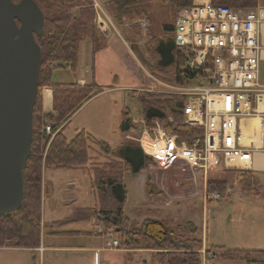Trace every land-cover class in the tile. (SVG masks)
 I'll list each match as a JSON object with an SVG mask.
<instances>
[{"label": "trees", "instance_id": "trees-1", "mask_svg": "<svg viewBox=\"0 0 264 264\" xmlns=\"http://www.w3.org/2000/svg\"><path fill=\"white\" fill-rule=\"evenodd\" d=\"M20 1L12 0L13 3ZM33 1L43 13L44 25L42 35L36 37L42 52V64L32 114L31 154L23 170V204L15 213L0 217V247L27 249L39 247L43 167L53 170L90 169L91 191L97 197L96 207L77 208L67 217L52 223L53 227L98 219L104 229L103 233H111L116 229L125 231L123 233L125 239L119 242V247L154 250L159 258V264H202L203 249L209 259L264 264V250L205 246L202 240L194 236L196 229L192 228L190 223L177 225L174 228L158 221L146 220L140 229L128 228L130 222L123 212L126 188L122 177L125 172L133 175L144 172L149 159L137 144L121 142L114 151L105 148L106 160L101 162L95 159L93 147L101 148L106 145L86 130H75L74 136L67 139L64 131L70 117L82 104L102 91V88L94 81L79 86L74 83L53 82L51 78L55 68L75 72L78 45L82 41H91L93 51L105 46L95 25L93 2L92 0ZM157 1L169 5L178 12L180 8L189 6L192 0H107L104 7L108 16L117 25H122L124 20L134 23L129 24L125 41L136 43L141 36L139 25L135 21L145 19L150 22L149 9L151 4ZM212 2L214 5L244 10L258 6L259 0H212ZM74 11L78 14L74 15ZM163 31L164 37L155 38L151 33L147 35L144 47L147 52L151 51L155 60L153 64L146 62L145 64L152 73L173 68L172 83L185 84L193 74L183 71L186 60L175 48L174 25H164ZM43 88H48L52 92L54 115L42 113ZM137 99L146 127L154 128L156 123H160L167 133L175 134L180 141H192L202 136V128L184 125L177 96L145 91L137 94ZM121 115L120 132L125 134L134 131L133 118L128 108L124 107ZM45 123H49L52 131L55 132L47 149L44 146L49 137L43 132ZM218 184L223 185V183ZM218 184L208 181L206 193L217 192L220 188ZM145 187L149 190V179L146 180ZM238 187L248 194H259L262 191L259 179L251 172H239Z\"/></svg>", "mask_w": 264, "mask_h": 264}, {"label": "rangeland", "instance_id": "rangeland-1", "mask_svg": "<svg viewBox=\"0 0 264 264\" xmlns=\"http://www.w3.org/2000/svg\"><path fill=\"white\" fill-rule=\"evenodd\" d=\"M99 2L103 4V9L106 12L105 1L99 0ZM73 14L77 15L78 13L74 11ZM175 14H177L176 9L171 8L169 5L158 1L153 2L149 9L150 22L145 19L135 21L139 25L141 38L136 40V43L126 41L132 50V52L129 51L131 55H129V58L134 59L133 66H135V71L131 73L135 79H127L128 77H125V65L129 67L130 64L127 53L119 58L118 65L115 66L116 73L119 76V85L132 88L150 87L153 89H141L139 91L130 89L117 93L119 95L118 98L116 95H107V97L104 96L94 102H85L74 114V119L66 130L67 139H71L74 136L76 127L85 125L89 131L93 132L95 138H97L96 135L103 136L108 139L107 144L111 147H116L121 142L137 144L136 140L140 136L139 131L144 128L152 129L140 124L139 127H135L134 131H129L125 134L118 130V126L115 129V127L111 128L108 125L110 127L109 130V128L107 129L108 126L99 122L102 121L100 114L101 112L103 114V111L101 108L105 107L103 102L106 100L109 102L115 97L117 101L115 107L118 105L121 108L125 105L131 110L130 113L133 120H139L142 117V112L137 94L145 91L166 94L173 92L171 87L176 86L172 83L173 68L152 73L145 62L153 64L155 57L151 51L147 52L145 50L144 45L149 33L155 38L164 37L163 27L164 25H174ZM110 21L114 26L110 30H117L126 40L129 24L134 23L124 20V23L119 26L111 18ZM142 23L147 25L142 28ZM90 54L89 41H82L78 48L76 73L74 74L69 69L55 68L52 73V81L72 82L75 77L89 79V75L86 72L91 63ZM199 82H202V80L198 78L195 80L189 79L186 85L193 86ZM111 107H114V104H111ZM110 113L113 115L115 111L111 110ZM115 117L114 123L117 122V113ZM168 121H171V119H168ZM157 125L163 127L160 123H156L155 127ZM93 149L95 150V159L101 162L104 161L103 159L106 157L105 148L95 146ZM239 172L241 171L220 167L216 172L209 174L207 184L208 181L216 182L217 184L223 183V185L218 184L220 188L217 193L221 197L218 200L205 198L207 196V186L205 187L199 178L194 180L193 174L190 172H180L179 169L175 168L160 170L155 168L150 161L144 172L137 175L125 172L122 177L126 188L123 212L130 222L128 228H131L130 230L140 229L146 220L158 221L174 228L177 225L190 223L191 227L196 229L194 236L202 240L205 246L264 250V171L254 173L262 187V191L259 194H248L240 190L238 187ZM90 176H92L91 173ZM90 176L82 169H70L67 170V173H57V178L61 181V193L64 194V200L67 202V204L60 205V203L57 204L49 199L52 186L56 184V180L50 178V172H44L42 184L45 192L43 193L41 188L39 247L30 250L26 248L0 247V264H98L96 255L87 250H81V247L103 248V251L99 254L100 258L109 264H159V258L154 250L145 252L146 249H123L119 247V250H109L106 248V239L110 242L114 239L122 242L125 239L123 235L125 231L116 229V231L106 234L103 233L104 229L101 225L97 229L101 230L102 233L100 235L93 226V222L98 219L93 218L88 223H72L62 227L52 226L53 221L56 222L67 217L75 208L93 207L95 205V198L92 195V191L90 192L91 187L89 188L91 186ZM147 179H149V190L145 187ZM50 180H52V184ZM67 183H73V185L67 187ZM57 230L79 231L73 235H80L83 233L80 231H87L93 236L92 238H95V241L92 245H89L87 241H84L87 240V237L76 238L72 237L73 235L70 236V234H53ZM120 250H123V252ZM124 250H127V252ZM132 250L137 252H131ZM203 253L205 258L208 259L205 251ZM144 258L147 263H144ZM214 260L218 263L222 262L219 259ZM202 264L204 263L202 262Z\"/></svg>", "mask_w": 264, "mask_h": 264}, {"label": "built area", "instance_id": "built-area-1", "mask_svg": "<svg viewBox=\"0 0 264 264\" xmlns=\"http://www.w3.org/2000/svg\"><path fill=\"white\" fill-rule=\"evenodd\" d=\"M92 2L96 27L106 33L113 25L99 0ZM263 27L262 4L242 10L192 0L178 10L174 45L193 74L190 80L202 82L172 86L170 94L178 97L184 125L202 128L203 133L192 141H180L159 125L140 130L137 145L155 168L190 172L205 187L209 174L220 167L264 171V83L259 77ZM132 123L136 128L145 125L142 117ZM43 132L49 137L47 149L55 132L49 123ZM205 198L221 197L214 192ZM105 242L108 249L120 245L117 239Z\"/></svg>", "mask_w": 264, "mask_h": 264}, {"label": "water", "instance_id": "water-1", "mask_svg": "<svg viewBox=\"0 0 264 264\" xmlns=\"http://www.w3.org/2000/svg\"><path fill=\"white\" fill-rule=\"evenodd\" d=\"M43 25V13L33 0H0V217L23 204V170L31 154L42 64L36 37Z\"/></svg>", "mask_w": 264, "mask_h": 264}, {"label": "crops", "instance_id": "crops-1", "mask_svg": "<svg viewBox=\"0 0 264 264\" xmlns=\"http://www.w3.org/2000/svg\"><path fill=\"white\" fill-rule=\"evenodd\" d=\"M104 1L106 2L107 0H104ZM261 4L264 5V0H259L258 5H261ZM107 16H108V14H107ZM109 19H110V17H109ZM112 25H113V23H112ZM98 32H99V36L103 39L105 46L102 49H97V50L93 51V44L91 43V41H89L90 53H91L90 54L91 63H90V66L88 67V70L86 72V74L89 75V79L84 78V77H75L74 81H72V82H58V83H74V84H77L79 86H84V85H88L94 81L100 88H102V91H100L98 94L91 97L86 102H88V101L94 102L98 99H101L104 96L107 97V95L108 96L109 95H116L118 98L119 95L117 93H120L121 91H125V90L128 91L130 89H134L137 91H139L141 89H145V90L151 89L152 90L153 88H150V87L132 88V87L125 86V85H119V76L116 73L117 71H116L115 66L118 65L117 62H118L119 58L122 55H125L126 53L128 55L127 58L130 59L129 60L130 64H129V67L127 65H125V73L127 75V76L125 75V77L126 78L128 77L127 79H133V78L135 79V77L132 76V73H131V72L135 71V66H133L134 59L129 58L131 56L129 54V51L132 52V50L128 46V44L124 40V38L117 32V30L113 29V30H110L106 33H101L98 30ZM259 38H260V44H261V52H260V60H259V77H260V80L264 83V27L260 31V37ZM78 48H79V45H78ZM77 64H78V52H77ZM77 67H76V70H77ZM133 67H134V69H133ZM75 73L76 72H74V74ZM51 78L53 80V74H52ZM53 82H56V81H53ZM103 103L105 104V107L101 108V110L103 111V114H102V112L100 114V117L102 120V121H99L100 124H103L105 126L109 125V126H111V128L115 127V129H116V126H118V130H119V126H120V122H121V118H122L121 111L126 106L123 105L121 108H119V106L117 105V107H115L117 104L115 97L112 98L111 100H109V102H108V100H106ZM111 104L112 105L114 104L115 109H114V107H111ZM126 108H128V107H126ZM111 110H114L115 114L117 113V122L116 123H114V119L116 118L115 114L113 113V115H111V113H110ZM128 110L131 112V110L129 108H128ZM76 112L74 114H76ZM42 113L44 115H47V114L54 115L55 114V112L53 110L52 92L48 88H43V90H42ZM74 114L70 117L68 126L72 123V121L74 119ZM68 126H67V128H68ZM79 126L80 127H76L75 130L84 129L88 133L92 134V136H95L92 131H89V129H87V127H85V125H79ZM109 126L107 127V129L109 128V130H110ZM67 128L64 131L65 136H66ZM96 137L100 141L105 143L106 147H104V148H107L110 151H114L118 148V146L111 147L109 144H107L106 143V142H108L107 138H105L103 136L100 137L99 135H96ZM103 160H106V157ZM82 170L86 171L90 176V173H91L90 169L89 170L88 169H82ZM44 172H50V178L56 180V184L54 186H52V189H51V195L49 197L50 201L53 200L57 204L60 203V205L67 204V202L64 200V197H63L64 194L61 193L62 192V189L60 187L61 181H59L57 178V173H61V172L67 173V170H53V169H46L43 167L42 173H41V188H42L43 193L45 192V190H43L44 186L42 184V177H43ZM91 177L92 176H90V181H91ZM50 183L51 184L53 183L52 180H50ZM72 185H73V183H70V184L67 183L66 184L67 187L72 186ZM90 187L91 186H89V188ZM90 192H91V190H90ZM92 195L95 198V205H96L97 197L93 194V192H92ZM94 206L93 207H84V208H94ZM75 209H77V208H75ZM75 209H73L71 211V213ZM97 221L99 222V220H95L93 222V226H94V228H96L95 230L98 233L97 229H98V227H101V224H100V222L98 223ZM53 222H55V221H53ZM86 223H88V222H86ZM60 232H63L65 234H70V236H71L74 233H78L79 231L70 232V231H58L57 230L53 234L59 235ZM80 232H83V233L80 235H73L72 237H76V238L87 237L86 238L87 240H84V241H87L89 243V245H92L94 243L95 238H92L93 236L90 234V232H87V231H80ZM83 249H84V251L87 250L89 252L94 253L96 255V260H97L98 264H109V263H106L104 259L100 258L99 254H100V252L103 251L102 250L103 248H101V247L100 248H96V247L83 248V247H81V250H83ZM40 250H41V248H40ZM112 250H116V249H112ZM117 250H119V249H117ZM120 251L123 252V250H120ZM124 251L127 252V250H124ZM128 251H130V250H128ZM203 251H204V249L201 250V255L203 258L202 262L204 264H243L242 262H238V261H236V262H234V261H222V262L218 263L214 259H209V258L206 259ZM104 252H106V251H104ZM131 252H137V251L132 250ZM145 252H149V250H145ZM143 260H144V263H147V260L145 258Z\"/></svg>", "mask_w": 264, "mask_h": 264}]
</instances>
